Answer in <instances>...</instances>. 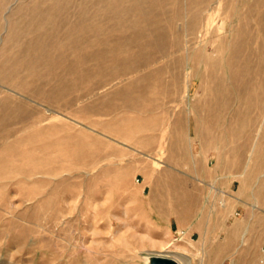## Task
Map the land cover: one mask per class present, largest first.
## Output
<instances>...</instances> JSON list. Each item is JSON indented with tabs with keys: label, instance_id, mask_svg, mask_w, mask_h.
<instances>
[{
	"label": "rangeland",
	"instance_id": "obj_1",
	"mask_svg": "<svg viewBox=\"0 0 264 264\" xmlns=\"http://www.w3.org/2000/svg\"><path fill=\"white\" fill-rule=\"evenodd\" d=\"M53 1L0 0V264H264V0Z\"/></svg>",
	"mask_w": 264,
	"mask_h": 264
},
{
	"label": "bare ground",
	"instance_id": "obj_2",
	"mask_svg": "<svg viewBox=\"0 0 264 264\" xmlns=\"http://www.w3.org/2000/svg\"><path fill=\"white\" fill-rule=\"evenodd\" d=\"M54 1H55V0H54ZM54 1H53V2H54ZM60 1H61V0H60ZM60 1H58V2H60ZM91 1H92V0H91ZM50 2H51V1H50ZM56 2H57V1H56ZM56 4H57V6H58V3H56ZM34 5H35V4H34ZM82 5H83V4H82ZM84 5H85V4H84ZM42 6H44V5H42ZM49 6H50V5H49ZM59 6H60V5H59ZM64 6H65V5H64ZM78 6H79V5H78ZM81 7H82V6H81ZM84 7H85V6H84ZM57 8H58V7H57ZM56 10H57V9H56ZM56 10H55V11H56ZM59 10H60V9H59ZM63 10H64V9H63ZM31 11H32V10H31ZM36 11H37V10H36ZM65 11H66V10H65ZM74 11H75V10H74ZM49 12H50V11H49ZM51 12H52V11H51ZM31 13H32V12H31ZM41 13H42V12H41ZM56 13H57V12H56ZM58 13H59V12H58ZM42 14H43V13H42ZM47 14H48V13H47ZM54 14H55V13H54ZM80 14H81V13H80ZM28 15H29V14H28ZM35 16H36V14H35ZM40 16H41V15H40ZM42 16H43V15H42ZM47 16H48V15H47ZM50 16H51V15H50ZM50 16H49V17H50ZM27 17H28V16H27ZM44 17H45V16H44ZM51 17H53V16H51ZM85 17H86V16H85ZM42 18H43V17H42ZM35 19H36V18H35ZM51 19H52V18H51ZM53 19H54V18H53ZM71 19H72V18H71ZM28 20H30L29 17H28ZM92 21H93V20H92ZM26 22H28V21L26 20ZM32 22H33V21H32ZM35 22H36V20H35ZM35 22H34V23H35ZM74 22H75V21H74ZM86 22H87V21H86ZM88 22H89V21H88ZM29 23H30V22H29ZM44 23H45V22H44ZM44 23H43V24H44ZM48 23H49V22H48ZM51 23H52V21H51ZM79 23H80V22H79ZM69 24H70V22H69ZM76 24H77V23H76ZM83 24H84V23H83ZM85 24H86V23H85ZM85 24H84V26H85ZM91 24H92V23H91ZM95 24H96V23H95ZM33 25H34V24H33ZM49 26H50V23H49ZM49 26H47V27H49ZM65 26H66V24H65ZM80 26H82V25H80ZM96 26H97V25H96ZM40 27H41V25H40ZM52 27H53V26H52ZM56 27H57V26H56ZM66 27H67V26H66ZM66 27H65V28H66ZM73 27H74V26H73ZM94 27H95V25H94ZM97 27H98V26H97ZM54 28H55V27H54ZM68 28H69V26H68ZM70 28H71V27H70ZM80 28H81V27H79V29H80ZM88 28H89V27H88ZM63 29H64V28H63ZM86 29H87V28H86ZM24 30H25V29H24ZM39 30H40V29H39ZM42 30H43V29H42ZM53 30H54V29H53ZM68 30H69V29H68ZM81 30H82V29H81ZM37 31H38V30H37ZM62 31H63V30H62ZM64 31H65V30H64ZM78 31H79V30H78ZM34 32H35V30H34ZM82 32H83V31H82ZM82 32H81V33H82ZM85 32H86V30H85ZM35 33H36V32H35ZM50 33H51V32H50ZM76 33H77V32H76ZM81 33H80V34H81ZM90 33H91V32H90ZM155 33H156V32H155ZM51 34H52V33H51ZM80 34H79V35H80ZM83 34H84V33H83ZM91 34H92V33H91ZM85 35H87V34H85ZM30 36H31V35H30ZM30 36H29V37H30ZM70 36H71V34H70ZM73 36H74V35H73ZM76 36H77V34H76ZM76 36H74V38H75ZM149 36H150V35H149ZM41 37H42V36H41ZM49 37H50V36H49ZM57 37H58V36H57ZM71 37H72V36H71ZM150 37H151V36H150ZM33 38H34V37H33ZM80 38H81V36H80ZM87 38H88V37H87ZM90 38H91V37H90ZM90 38H89V39H90ZM107 38H108V37H107ZM42 39H43V38H42ZM91 39H92V38H91ZM155 39H156V38H155ZM43 40H44V39H43ZM43 40H42V41H43ZM47 40H48V39H47ZM95 40H96V39H95ZM30 41H31V40H30ZM45 41H46V40H45ZM51 41H52V40H51ZM70 41H72V40H70ZM76 41H77V40H76ZM93 41H94V40H93ZM68 42H69V41H68ZM94 42H95V41H94ZM63 43L65 44V41H64ZM80 43H81V42H80ZM106 43H107V42H106ZM57 44L59 45V43H57ZM57 44H56L55 46H57ZM73 44H74V43H73ZM73 44H72V45H73ZM158 44H159V43H158ZM95 45H97V44H95ZM150 45H152V44H150ZM153 45H154V44H153ZM41 46H42V45H41ZM45 46H47V45H45ZM48 46H49V45H48ZM50 46H51V45H50ZM74 46H75V45H74ZM74 46H73V47H74ZM159 46H160V45H159ZM63 47H64V46H63ZM92 47H93V46H92ZM103 47H104V45H103ZM153 47H154V46H153ZM157 47H158V46H157ZM28 48H30V47H28ZM45 48H46V47H45ZM96 48H98V47H96ZM50 49H51V48H50ZM53 49H54V48H53ZM55 49H56V48H55ZM75 49H76V48H75ZM38 50H39V47H38ZM88 50H90V49H88ZM98 50H99V48H98ZM42 51H44V50H42ZM50 51H51V50H50ZM52 51H53V50H52ZM152 51H153V50H152ZM29 52H30V51H29ZM47 52H48V51H47ZM57 52H58V50H57ZM57 52H56V53H57ZM81 52H82V51H81ZM90 52H92V51H90ZM100 52H101V51H100ZM24 53H25V50H24ZM48 53H50V52H48ZM51 53L53 54V52H51ZM62 53H63V52H62ZM75 53H76V52H75ZM79 53H80V52H79ZM29 54H30V53H29ZM35 54H36V53H35ZM39 54H40V53H39ZM54 54H55V53H54ZM54 54H53V55H54ZM67 54H68V53H67ZM91 54H92V53H91ZM151 54H152V53H151ZM23 55H24V54H23ZM26 55H27V53H26ZM31 55H32V54H31ZM49 55H50V54H49ZM64 55H65V54H64ZM27 56H28V55H27ZM46 56H47V55H46ZM50 56H51V55H50ZM23 57H24V56H23ZM43 57H44V56H43ZM51 57H52V56H51ZM72 57H73V56H72ZM72 57H71V58H72ZM47 58H48V57H47ZM64 58H65V56H64ZM22 59H24V58H22ZM38 59H39V57H38ZM48 59H49V58H48ZM74 59H76V58H73V60H74ZM90 59H91V58H90ZM42 60H43V59H42ZM58 60H60V59H58ZM61 60H62V59H61ZM253 60H254V59H253ZM29 61H30V59H29ZM47 61H48V60H47ZM51 61H52V60H51ZM77 61H78V60H77ZM23 62H24V60H23ZM41 62H43V61H40L39 63H41ZM44 62H45V60H44ZM58 62H59V61H58ZM69 62H70V61H69ZM263 62H264V61H263ZM39 63H38V64H39ZM25 64H26V63H25ZM34 64H35V63H34ZM44 64H45V63H44ZM51 64H52V63H51ZM53 64H54V62H53ZM58 64H59V63H58ZM21 65H22V63H21ZM26 65H27V64H26ZM31 65H32V64H31ZM22 66H23V65H22ZM22 66H21V68H22ZM34 66H35V65H34ZM43 67H44V66H43ZM55 67H56V66H55ZM55 67H54V68H55ZM57 67H58V66H57ZM59 67H60V66H59ZM62 67H63V66H62ZM28 68H29V67H28ZM25 69H26V68H25ZM38 69H39V68H38ZM41 69H42V68H41ZM33 71H34V70H33ZM53 71H54V70H53ZM75 71H76V70H75ZM49 72H50V71H49ZM51 72H52V71H51ZM238 72H239V71H238ZM263 72H264V71H263ZM46 73H47V72H46ZM46 73H45V74H46ZM25 74H26V73H25ZM31 74H32V72H31ZM49 74H51V73H49ZM32 77H33V76H32ZM34 77H35V76H34ZM234 78H235V76H234ZM245 78H246V77H245ZM38 80H39V79H38ZM234 81H235V80H234ZM244 82H245V81H244ZM235 85H236V83H235ZM245 85H246V84H245ZM239 86H240V85H239ZM238 88H239V87H238ZM242 88H243V87H242ZM245 91H246V90H245ZM249 91H250V90H249ZM237 92H238V91H237ZM243 92H244V91H243ZM246 92H247V91H246ZM233 95H234V94H233ZM241 95H242V94H241ZM254 95H255V94H254ZM246 96H247V95H246ZM241 100H242V99H241ZM254 100H255V99H254ZM246 102H247V101H246ZM252 102H253V101H252ZM243 103H244V102H243ZM248 104H249V102H248ZM249 105H250V104H249ZM249 105H248V106H249ZM245 106H246V105H245ZM241 108H242V107H241ZM245 108H246V107H245ZM251 108H252V107H251ZM258 109H259V108H258ZM253 111H254V110H253ZM263 112H264V111H263ZM239 114H240V113H239ZM258 114H259V113H258ZM260 114H261V113H260ZM234 117H235V116H234ZM262 122H263V121H262ZM0 142H1V141H0ZM6 150H7V149H6ZM31 168H32V167H31ZM18 172H19V171H18ZM3 177H4V176H3ZM147 258H148V260L151 262V257L148 256Z\"/></svg>",
	"mask_w": 264,
	"mask_h": 264
},
{
	"label": "water",
	"instance_id": "obj_3",
	"mask_svg": "<svg viewBox=\"0 0 264 264\" xmlns=\"http://www.w3.org/2000/svg\"><path fill=\"white\" fill-rule=\"evenodd\" d=\"M150 257L153 264H180L177 259L165 254H155Z\"/></svg>",
	"mask_w": 264,
	"mask_h": 264
},
{
	"label": "crops",
	"instance_id": "obj_4",
	"mask_svg": "<svg viewBox=\"0 0 264 264\" xmlns=\"http://www.w3.org/2000/svg\"><path fill=\"white\" fill-rule=\"evenodd\" d=\"M231 237H236V238H238V235L236 234V236L232 233V235H231ZM197 248H194V250H193V253L194 254H196V252H197ZM200 250H202V251H200ZM199 252H201V253H208V249L205 247V248H200L199 249ZM230 251H229V249H228V253H229ZM170 256H172L173 258H175L176 259V257L174 256V255H170ZM194 260H196V257L194 258Z\"/></svg>",
	"mask_w": 264,
	"mask_h": 264
}]
</instances>
